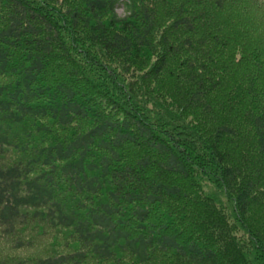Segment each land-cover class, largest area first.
Here are the masks:
<instances>
[{
  "label": "trees",
  "instance_id": "1",
  "mask_svg": "<svg viewBox=\"0 0 264 264\" xmlns=\"http://www.w3.org/2000/svg\"><path fill=\"white\" fill-rule=\"evenodd\" d=\"M0 78V242L264 264V0H0Z\"/></svg>",
  "mask_w": 264,
  "mask_h": 264
},
{
  "label": "rangeland",
  "instance_id": "2",
  "mask_svg": "<svg viewBox=\"0 0 264 264\" xmlns=\"http://www.w3.org/2000/svg\"><path fill=\"white\" fill-rule=\"evenodd\" d=\"M115 12L120 17L125 14L121 4L115 6ZM0 82H3L1 78ZM7 247L8 251H6L5 257L1 256L2 250H6ZM12 248L8 242H0V264H32L33 260L42 253V249L38 246L37 242L24 250Z\"/></svg>",
  "mask_w": 264,
  "mask_h": 264
}]
</instances>
